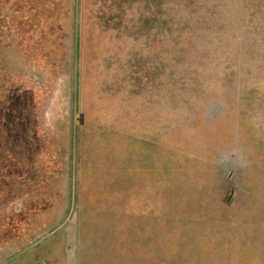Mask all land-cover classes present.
I'll list each match as a JSON object with an SVG mask.
<instances>
[{
	"label": "rangeland",
	"instance_id": "rangeland-1",
	"mask_svg": "<svg viewBox=\"0 0 264 264\" xmlns=\"http://www.w3.org/2000/svg\"><path fill=\"white\" fill-rule=\"evenodd\" d=\"M245 8L0 0V264H264Z\"/></svg>",
	"mask_w": 264,
	"mask_h": 264
},
{
	"label": "crops",
	"instance_id": "crops-1",
	"mask_svg": "<svg viewBox=\"0 0 264 264\" xmlns=\"http://www.w3.org/2000/svg\"><path fill=\"white\" fill-rule=\"evenodd\" d=\"M243 6L246 7V21L250 22L252 19L255 22V20L258 22H262V39H264V0H242ZM252 16H254L252 18ZM257 17V18H256ZM255 19V20H254ZM249 68V65H248ZM262 84H264V69H262ZM262 100H264V94H262ZM79 155L76 156V168L79 167ZM79 172V170H78ZM79 174V173H78Z\"/></svg>",
	"mask_w": 264,
	"mask_h": 264
},
{
	"label": "trees",
	"instance_id": "trees-1",
	"mask_svg": "<svg viewBox=\"0 0 264 264\" xmlns=\"http://www.w3.org/2000/svg\"><path fill=\"white\" fill-rule=\"evenodd\" d=\"M28 177H29V178H32V177H30V176H27L26 173L23 174V176H22V182H23V184H24V183L27 184V182H28V181H27V178H28ZM33 178H35L34 180H39L38 176H36V175H35ZM31 181H32V180H31ZM30 183H31V182H30ZM33 183H34V181H33ZM23 188H24V186H23Z\"/></svg>",
	"mask_w": 264,
	"mask_h": 264
}]
</instances>
